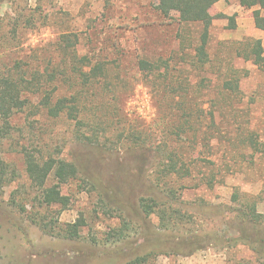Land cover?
<instances>
[{
    "label": "rangeland",
    "instance_id": "374dc122",
    "mask_svg": "<svg viewBox=\"0 0 264 264\" xmlns=\"http://www.w3.org/2000/svg\"><path fill=\"white\" fill-rule=\"evenodd\" d=\"M252 13V9L240 7L238 0L219 1L211 8L213 21L207 46L210 66L204 74L181 57L182 47L190 51L200 28L181 26L176 14L163 18L156 10V0H0V35L15 30L7 42H0V51L29 54L45 49L62 35L73 34L78 36L81 55L104 60L124 79L123 85L111 80L116 86H112L114 93L97 96L108 107L100 120L105 123H100L105 131L98 133L100 141L96 145L76 140L72 127L64 121L42 119L28 112L17 116V138L30 152L63 158L79 166L77 178L61 188L70 204L59 218L63 224L83 218L86 225L76 240L52 237L13 207L11 194L29 190L22 158L8 153L4 158L15 167L19 178L0 192V264H125L158 232L195 233L215 242L190 256L159 255L147 264H264V253L256 251L258 244L244 242L239 231H229L225 226L229 217L237 215L231 210L240 207L230 202L231 186L249 194L247 197L257 203V213L264 217V151L254 152L242 142L244 137L254 135L264 144V73L236 55L246 38L259 39L264 48V32L255 28ZM138 58L151 62L173 58L174 66L181 65L185 69L183 78L192 84L202 77L212 83L233 77L239 81L231 107L221 110L222 127L228 126V136L235 140V146L228 149L229 143H221L218 156L223 155L224 163L235 162L240 167L227 176V187L191 189L180 194L175 208L187 211L193 221L178 230H163L155 215L141 213L139 201L149 192L151 167L141 161L139 153H124L129 145L123 142L127 132L164 131L162 125L171 105V97L159 98L151 82L137 73ZM189 98L197 110L209 98L219 100L206 88L191 93ZM96 128L97 132L100 127ZM259 148L264 150V145ZM125 221L129 229L124 239L117 240L112 236ZM261 223L250 229L258 242L264 233V219Z\"/></svg>",
    "mask_w": 264,
    "mask_h": 264
},
{
    "label": "trees",
    "instance_id": "16d2710c",
    "mask_svg": "<svg viewBox=\"0 0 264 264\" xmlns=\"http://www.w3.org/2000/svg\"><path fill=\"white\" fill-rule=\"evenodd\" d=\"M219 1L227 0H156V10L163 18L176 14V21L181 26L200 28L190 51L182 47L181 57L204 74L210 66L207 52L213 21L210 10ZM238 4L253 10L254 26L264 32V0H238ZM14 33L15 30L0 35V42H7ZM78 43V36L65 34L45 49L33 50V53L20 55L5 49L0 51V192L19 178L15 167L4 156L8 153L19 155L23 160L29 191L13 192L11 204L44 234L65 240L78 239L86 225L83 218L66 224L61 223L59 218L70 204L69 197L62 193L61 188L77 178L79 166L63 158L30 152L17 138L15 121L20 113L28 112L42 119L69 123L78 141L88 145H96L100 141L98 133L105 131L100 124L104 122L100 120L105 118L108 105L98 100L97 96L114 93L111 80L115 79L117 84L123 85L124 79L115 74L104 60L88 54L81 55ZM241 44L236 55L252 62L264 73L261 41L246 38ZM177 66H174L173 58L153 62L145 58L137 59V73L145 78V82H151V89L159 98L171 97V105L162 125L163 132L130 131L123 141L129 144L125 154L139 153L141 161L151 167L149 192L140 199L139 209L146 217L155 215L163 230H178L184 223L193 221L187 211L175 208L179 205L178 198L182 192L227 187V176L240 167L235 162L224 163L223 155L218 156L221 143H229L228 149L235 146V140L229 138L228 126L222 127L221 110L222 107H231V99L239 92V81L233 77L212 83L210 78L202 77V81L192 84L183 78L185 69ZM202 88L209 90V94L214 92L219 100L209 98L197 110L189 97ZM174 125L177 126L171 129ZM96 127H100L97 132ZM85 129L92 133H83ZM242 142L248 143L254 152L264 151L259 148L264 144L254 135L244 137ZM230 188V202L238 203L240 207L231 210V214L237 215L229 217L226 228L239 231L244 242L258 244L256 251L264 253V233L258 242L250 231L259 227L264 219L256 211L257 203L247 197L249 194L246 192L241 193L234 186ZM128 229L125 221L123 228L112 237L124 239ZM145 229L149 232L147 226ZM146 231L141 233V238ZM151 239L139 254L125 264H147L151 257L159 255L190 256L215 242L195 233L178 235L158 232ZM94 243L98 242L94 240Z\"/></svg>",
    "mask_w": 264,
    "mask_h": 264
}]
</instances>
